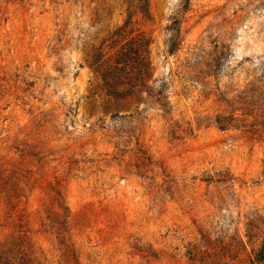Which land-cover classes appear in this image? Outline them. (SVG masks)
Returning a JSON list of instances; mask_svg holds the SVG:
<instances>
[{
    "label": "rangeland",
    "instance_id": "obj_1",
    "mask_svg": "<svg viewBox=\"0 0 264 264\" xmlns=\"http://www.w3.org/2000/svg\"><path fill=\"white\" fill-rule=\"evenodd\" d=\"M139 2L0 0V264H255L264 138L217 129L214 77L192 69L225 44L221 85L260 79L264 0ZM140 38L169 114L92 67Z\"/></svg>",
    "mask_w": 264,
    "mask_h": 264
},
{
    "label": "trees",
    "instance_id": "obj_2",
    "mask_svg": "<svg viewBox=\"0 0 264 264\" xmlns=\"http://www.w3.org/2000/svg\"><path fill=\"white\" fill-rule=\"evenodd\" d=\"M138 8L142 13L147 14V0H139ZM181 11L187 12L190 8L191 0H182ZM180 22L173 19L169 31L171 33L169 42V51L174 54L180 47L181 28ZM148 41L146 39L130 40L115 55L107 56L102 49L96 51L93 56L92 67L100 74L104 88L109 96L116 100L126 101L133 100L139 94L145 93L149 100L159 106L165 114H169L167 109V97L161 88L151 90L147 87V83L153 79L151 67L147 57ZM228 47L225 44L215 45L206 63V71L201 69L202 55L196 56L195 68L193 73L201 75L209 73L210 77H214L216 82L215 92L218 102L222 104V110L215 115L212 124L220 131L240 130L251 137L261 140L264 138V75L260 79H254L246 83L243 87L229 91L227 86L220 83V70L222 64L227 60ZM197 78L198 76H193ZM156 81L154 80L153 83ZM174 136V135H173ZM207 182L210 180H206ZM264 226V223H261ZM255 230L260 228L251 223L247 224L246 238L251 242L256 238ZM260 238L264 236V231L260 232ZM258 238V237H257ZM204 241V237H203ZM207 246L208 241H204ZM241 246L246 248V243L241 240ZM203 247V246H202ZM205 254L208 252L205 250ZM189 254L197 261V257L202 254L201 250L194 249ZM202 262V261H201ZM253 263L264 264V238L255 252ZM211 264H216L212 261Z\"/></svg>",
    "mask_w": 264,
    "mask_h": 264
}]
</instances>
